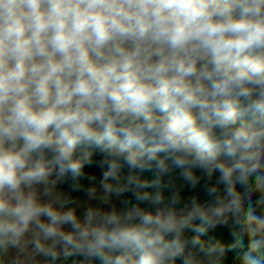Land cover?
I'll use <instances>...</instances> for the list:
<instances>
[{
  "label": "clouds",
  "instance_id": "1",
  "mask_svg": "<svg viewBox=\"0 0 264 264\" xmlns=\"http://www.w3.org/2000/svg\"><path fill=\"white\" fill-rule=\"evenodd\" d=\"M0 264H264V0H0Z\"/></svg>",
  "mask_w": 264,
  "mask_h": 264
},
{
  "label": "trees",
  "instance_id": "2",
  "mask_svg": "<svg viewBox=\"0 0 264 264\" xmlns=\"http://www.w3.org/2000/svg\"><path fill=\"white\" fill-rule=\"evenodd\" d=\"M209 238L210 239H220L224 241H230L232 239L231 231L228 229H221L216 232H211L209 233ZM231 253L229 254V257H231Z\"/></svg>",
  "mask_w": 264,
  "mask_h": 264
},
{
  "label": "rangeland",
  "instance_id": "3",
  "mask_svg": "<svg viewBox=\"0 0 264 264\" xmlns=\"http://www.w3.org/2000/svg\"><path fill=\"white\" fill-rule=\"evenodd\" d=\"M221 229H228V230H230V231H231V228H230V226H224V227H220V228H218L216 231H218V230H221ZM216 231H214V232H216Z\"/></svg>",
  "mask_w": 264,
  "mask_h": 264
}]
</instances>
